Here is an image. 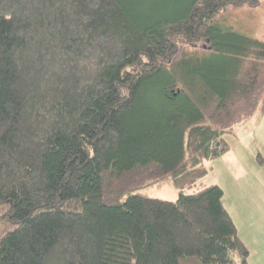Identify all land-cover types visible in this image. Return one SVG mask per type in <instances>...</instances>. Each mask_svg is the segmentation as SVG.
I'll return each instance as SVG.
<instances>
[{"label":"trees","instance_id":"trees-1","mask_svg":"<svg viewBox=\"0 0 264 264\" xmlns=\"http://www.w3.org/2000/svg\"><path fill=\"white\" fill-rule=\"evenodd\" d=\"M263 2L0 0V264H250L198 183L264 111L230 12ZM164 179L176 200L138 190Z\"/></svg>","mask_w":264,"mask_h":264},{"label":"rangeland","instance_id":"rangeland-1","mask_svg":"<svg viewBox=\"0 0 264 264\" xmlns=\"http://www.w3.org/2000/svg\"><path fill=\"white\" fill-rule=\"evenodd\" d=\"M235 29L264 39V2L245 5L230 10ZM223 137L228 150L212 159L205 160L210 171L198 186L204 183H220L224 190L223 201L239 229L250 255V264H264V111L232 125ZM240 167H236V163ZM147 196L176 200L179 189L172 179H164L138 189Z\"/></svg>","mask_w":264,"mask_h":264},{"label":"crops","instance_id":"crops-1","mask_svg":"<svg viewBox=\"0 0 264 264\" xmlns=\"http://www.w3.org/2000/svg\"><path fill=\"white\" fill-rule=\"evenodd\" d=\"M235 165H236V167H238V169H239V167H240V163L237 162ZM223 203H224V201H223ZM224 205H225V204H224ZM225 206H226V205H225ZM226 208H227V207H226ZM227 209L229 210V208H227ZM238 231H239V229H238ZM263 231H264V230H263ZM239 232H240V231H239ZM239 232H238V233H239Z\"/></svg>","mask_w":264,"mask_h":264}]
</instances>
